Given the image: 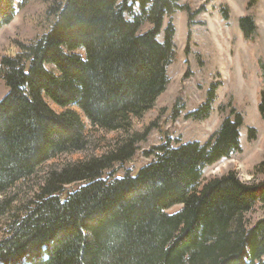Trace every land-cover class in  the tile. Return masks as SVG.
Segmentation results:
<instances>
[{
    "label": "trees",
    "instance_id": "trees-1",
    "mask_svg": "<svg viewBox=\"0 0 264 264\" xmlns=\"http://www.w3.org/2000/svg\"><path fill=\"white\" fill-rule=\"evenodd\" d=\"M29 1L0 0V31ZM42 1L48 29L0 56V264H264V160L249 183L232 170L204 176L242 150L235 109L205 142L167 136L142 152L148 163L117 176L156 127L133 122L169 84L172 16L185 12L191 25L196 13L178 0ZM239 28L246 40L256 29L248 16ZM217 87L187 119L209 117ZM258 111L264 118V91ZM94 131L118 135L100 155L89 150ZM255 207L263 214L251 222Z\"/></svg>",
    "mask_w": 264,
    "mask_h": 264
},
{
    "label": "rangeland",
    "instance_id": "rangeland-1",
    "mask_svg": "<svg viewBox=\"0 0 264 264\" xmlns=\"http://www.w3.org/2000/svg\"><path fill=\"white\" fill-rule=\"evenodd\" d=\"M253 2L178 0L179 4L188 6L191 12L196 13L195 23L189 25L185 12L177 11L172 16L176 56L167 68L169 84L158 98L156 107L146 113L142 120L135 119L133 122L137 131L152 121L156 127L151 130L146 142L140 144V150L132 161L126 163L117 176L125 170L134 173L148 163L150 158L142 152L161 144L167 136L184 143L205 142L229 114V109L233 108L243 118L240 129L242 150L229 159L207 167L204 176L218 177L232 170L246 183L262 178V175L255 174L254 166L264 160V118L258 111L260 92L264 91V0ZM222 10L227 11V19L223 17ZM246 16L253 19L256 27L251 40H246L239 28V20ZM52 20L53 17L46 14V4L42 0H30L17 9L13 20L0 31V56L16 51V42H27L43 34ZM145 29L146 26L141 31ZM159 40H162L161 36ZM212 84L218 87L209 117L204 120L187 119V113L205 102ZM6 92L7 88L1 80L0 99ZM50 106L55 111H61L55 104L50 103ZM174 107L182 108L178 117H173ZM82 119L86 130H90L83 116ZM250 129L253 130L251 136ZM117 136L114 132L94 131L91 135L94 147L89 150L100 155L103 148ZM82 157L83 154L79 153L64 155L59 161H76ZM179 209L180 206H174L168 213ZM262 214V210L255 207L246 214V219L255 222ZM3 235L4 227L0 226V239Z\"/></svg>",
    "mask_w": 264,
    "mask_h": 264
}]
</instances>
